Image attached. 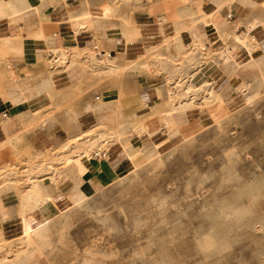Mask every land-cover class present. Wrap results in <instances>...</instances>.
<instances>
[{
    "label": "rangeland",
    "instance_id": "rangeland-1",
    "mask_svg": "<svg viewBox=\"0 0 264 264\" xmlns=\"http://www.w3.org/2000/svg\"><path fill=\"white\" fill-rule=\"evenodd\" d=\"M52 52L53 57L44 58L46 68L57 74L68 71L73 88L52 91L54 102L38 116L63 114L74 97L84 106L100 88L117 85L110 78L113 69H103L104 57L97 58L93 48ZM200 57L204 64L212 53ZM169 59L174 65V58ZM177 61L164 97L169 107L192 100L184 110L190 120L181 136H165L159 142L151 137L135 167L118 166L112 182L93 190L81 187L87 197L52 216L49 246L36 251L28 259L31 264H264V72L243 91L250 102L229 108L213 90L210 99H204L208 91L200 85L184 92V80L192 73L187 69L199 62L192 48H181ZM97 102L99 125L80 131L79 141L55 143L38 134L36 122L24 126L29 138L22 135L24 144L14 161L0 166V191L10 188L21 194L19 217L32 211L25 206L32 182L56 177L61 163L78 147L127 144V136L144 131L128 128L119 100ZM24 246L21 233L1 239L0 264L25 262L20 260Z\"/></svg>",
    "mask_w": 264,
    "mask_h": 264
},
{
    "label": "crops",
    "instance_id": "crops-1",
    "mask_svg": "<svg viewBox=\"0 0 264 264\" xmlns=\"http://www.w3.org/2000/svg\"><path fill=\"white\" fill-rule=\"evenodd\" d=\"M255 11L260 13L254 16ZM263 13L264 0H0V166L14 161L24 144L26 124L36 122L38 134L61 142L99 125L97 100L120 101L128 128L144 131L127 136V144L116 141L95 148L107 150L106 158L62 162L54 181H39L49 195L45 213L52 219L76 202L75 197L85 196L81 187L93 190L112 182L118 166L135 167L150 138L168 134L166 121L173 126L170 136L181 135L189 114L183 109L172 111L181 100L169 107L164 97L181 48H192L199 58L187 69L193 88H183L184 92L196 91L200 85L208 91L204 99H210L213 90L229 108L244 104L243 91L264 72ZM96 43L110 53L102 58L103 69H113L110 78L117 85L100 88L99 95L87 97L84 106L74 97L63 114L38 116L54 102L49 97L52 91L73 88L71 74L46 68L45 56L53 57V49L72 53ZM207 51L212 58L203 64L200 55ZM226 54L229 59L223 62ZM170 57L174 65L169 64ZM163 67L165 71L159 72ZM261 84H256V97ZM20 203L21 194L10 188L0 191V240L19 236L24 217L45 218L37 209L19 217ZM36 251L43 252L38 246L22 247L20 260L25 262L14 264H31L28 259Z\"/></svg>",
    "mask_w": 264,
    "mask_h": 264
},
{
    "label": "bare ground",
    "instance_id": "bare-ground-1",
    "mask_svg": "<svg viewBox=\"0 0 264 264\" xmlns=\"http://www.w3.org/2000/svg\"><path fill=\"white\" fill-rule=\"evenodd\" d=\"M222 59H223V62H227V59H229V54H226ZM184 82H185V85L183 86V88L187 90L193 88V84H192L193 79L191 77H189ZM211 93L212 92H209V94ZM244 99H245L244 102H250L252 98H250L249 95H244ZM191 102L192 100H187L183 102L179 101L177 106L171 107L172 108L171 110L172 111L179 110V109L185 110V108H187L191 104ZM165 123H166L165 125L168 131V134L162 133L158 137L153 138V141L159 142L163 137L167 135L170 136V131L173 130V126H171L169 121H166ZM177 136H181V135L178 134ZM79 140H80L79 137L74 139V141H79ZM94 151L95 150H91V148L88 146L78 147L76 150H74L73 154H71L70 157L66 160L65 164L66 163L68 164L70 162L72 163L75 161H79L80 159L86 160V159L93 158L92 154ZM50 180L54 181L55 179L52 178ZM32 183H33L32 186H29L25 193V201H26L25 206L29 210L37 209L41 215L45 216V218H41V217L22 218L20 220L22 239L25 244L24 250L34 247V246H38L42 251H44L49 246V227H50L49 225H50L51 219L49 218V215L45 213L46 204L49 199V195L43 187L39 186L38 183H35L34 181ZM85 197H87L86 192H85V196L82 198L75 197L76 202H74L73 204L80 205Z\"/></svg>",
    "mask_w": 264,
    "mask_h": 264
},
{
    "label": "built area",
    "instance_id": "built-area-1",
    "mask_svg": "<svg viewBox=\"0 0 264 264\" xmlns=\"http://www.w3.org/2000/svg\"><path fill=\"white\" fill-rule=\"evenodd\" d=\"M227 17L230 18L231 15L228 14ZM92 48H93V50H94L95 55H96L97 58L109 57L110 56V53L101 50L100 48H98L97 45H93ZM171 89H173V88H171ZM171 92L172 91H170V94H171ZM5 115L6 114L3 113V116H5ZM107 153L108 152L105 149H97V150H95L93 152L92 156H93V158H106L107 157Z\"/></svg>",
    "mask_w": 264,
    "mask_h": 264
}]
</instances>
